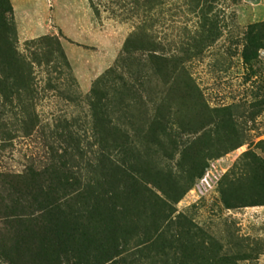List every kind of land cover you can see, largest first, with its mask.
<instances>
[{
    "label": "rangeland",
    "instance_id": "374dc122",
    "mask_svg": "<svg viewBox=\"0 0 264 264\" xmlns=\"http://www.w3.org/2000/svg\"><path fill=\"white\" fill-rule=\"evenodd\" d=\"M9 2L35 118L24 134L26 114L0 86V174L47 165L52 148L63 174L96 181L102 152L140 185L138 204L124 201L133 228L122 257L264 264V0ZM96 120L114 134L103 151ZM210 162L217 184L191 195ZM108 174V188L134 193Z\"/></svg>",
    "mask_w": 264,
    "mask_h": 264
},
{
    "label": "trees",
    "instance_id": "16d2710c",
    "mask_svg": "<svg viewBox=\"0 0 264 264\" xmlns=\"http://www.w3.org/2000/svg\"><path fill=\"white\" fill-rule=\"evenodd\" d=\"M11 11L9 0H0V72L5 74L0 86L13 99L9 105L15 107L19 115L26 114V118L19 120L22 132L29 134V125L32 117L35 118L32 112L31 117H27L36 93L33 66L12 43ZM246 38L248 45L256 46L254 34L250 32ZM96 121L98 129H94L93 135L103 151L108 140L114 141V134ZM52 151L49 148L52 154L47 165L29 166L20 173L0 174V264H62L68 260L76 264H133L131 253L121 255L122 246L126 244L124 239L130 235L128 229L133 228L124 201L137 203L139 200L136 192L140 185L136 176H127L125 166H120L124 164L114 163L101 152L96 159L100 178L81 183L74 174H63L67 169L55 157L58 152ZM260 163L264 171V161ZM109 170L120 176L115 180L117 185L132 186L134 193L118 195L114 188H108ZM128 170L138 174L129 166ZM125 176L128 182L123 180ZM227 197L224 200L230 205L228 200L234 197ZM150 246L152 244L147 245Z\"/></svg>",
    "mask_w": 264,
    "mask_h": 264
},
{
    "label": "built area",
    "instance_id": "2783aa9c",
    "mask_svg": "<svg viewBox=\"0 0 264 264\" xmlns=\"http://www.w3.org/2000/svg\"><path fill=\"white\" fill-rule=\"evenodd\" d=\"M221 174V166L217 162H210L203 174L193 184L190 190L191 195H200L213 188Z\"/></svg>",
    "mask_w": 264,
    "mask_h": 264
}]
</instances>
